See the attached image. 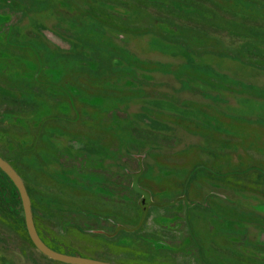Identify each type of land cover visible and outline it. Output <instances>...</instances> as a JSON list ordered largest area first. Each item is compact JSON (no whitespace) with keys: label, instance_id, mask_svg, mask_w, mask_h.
<instances>
[{"label":"rangeland","instance_id":"rangeland-1","mask_svg":"<svg viewBox=\"0 0 264 264\" xmlns=\"http://www.w3.org/2000/svg\"><path fill=\"white\" fill-rule=\"evenodd\" d=\"M0 157L63 254L264 264V0H0ZM22 215L0 171V264H64Z\"/></svg>","mask_w":264,"mask_h":264},{"label":"water","instance_id":"water-1","mask_svg":"<svg viewBox=\"0 0 264 264\" xmlns=\"http://www.w3.org/2000/svg\"><path fill=\"white\" fill-rule=\"evenodd\" d=\"M0 170L9 178V180L12 182L14 187L19 193L22 209H23V215L25 220V226L28 233V236L34 245V247L44 256L49 258L50 260L64 263V264H111L107 262H101L97 260L92 259H86L81 258L77 256H70L66 255L60 252H57L51 248H49L39 237L35 224L33 219V213H32V207L30 198L28 195V192L25 188V185L19 175L16 173V171L12 168V166L7 163L3 158L0 157ZM139 175L134 176L133 180V186L132 188L134 191L139 192L142 194L143 200L141 202V205L147 201V199L150 198L149 194L141 189L137 188V179ZM143 213L146 215V207L143 206Z\"/></svg>","mask_w":264,"mask_h":264},{"label":"trees","instance_id":"trees-1","mask_svg":"<svg viewBox=\"0 0 264 264\" xmlns=\"http://www.w3.org/2000/svg\"><path fill=\"white\" fill-rule=\"evenodd\" d=\"M1 171V170H0ZM2 172V171H1ZM3 173V172H2ZM4 174V173H3ZM5 175V174H4ZM6 176V175H5ZM6 178L9 180V178L6 176ZM9 182L12 184V182L9 180ZM23 216V215H22ZM34 219V218H33ZM34 224H35V221H34ZM35 227H36V224H35ZM36 230H37V233H38V235H39V237L41 238V240L49 247V248H51V249H53V250H55V251H57V252H60L61 253V251H60V249L59 248H57V247H55V246H53V245H51V244H49L43 237H42V235L40 234V232H39V230H38V228L36 227ZM27 241L29 242V244L31 245V247L35 250V251H37V253L39 254V255H41L43 258H46V259H48V260H50L49 258H47L46 256H44V255H42L35 247H34V245L32 244V242H31V240H30V238H29V236L27 235ZM157 247H160V248H162V247H164L162 244L161 245H158Z\"/></svg>","mask_w":264,"mask_h":264}]
</instances>
